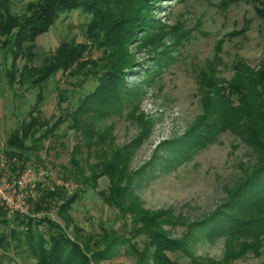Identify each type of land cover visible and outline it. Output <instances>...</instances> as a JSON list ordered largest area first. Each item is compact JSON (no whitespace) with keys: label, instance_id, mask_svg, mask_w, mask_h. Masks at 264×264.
Returning a JSON list of instances; mask_svg holds the SVG:
<instances>
[{"label":"rangeland","instance_id":"rangeland-1","mask_svg":"<svg viewBox=\"0 0 264 264\" xmlns=\"http://www.w3.org/2000/svg\"><path fill=\"white\" fill-rule=\"evenodd\" d=\"M35 1L11 0V8L21 14ZM154 14L164 23L163 30H155L159 33L155 39L144 40V32H139L131 43L136 60L125 82L126 88L134 90L109 105L93 104L99 111L90 114L92 124H84L86 134L72 128L69 120L53 126L63 112L72 113L98 86L97 78L87 75L85 63L81 71L76 67L59 70L47 79L40 110L31 115L39 89L30 87L29 82L10 86L5 73L7 68L19 73L26 63L30 69L42 67L63 41L92 42L86 32L91 15L81 9L64 13L48 32L38 37L37 56L19 58L16 66L0 48V175L7 171L14 179L25 167L53 171L60 181L38 184L27 200L28 212L18 214L34 222L51 219L59 224L71 239L81 243L93 264H143V252L155 231L166 232L186 246L183 251H166L169 260L165 263L163 258L159 264H195V258L207 264L208 260L264 264L262 238L255 250L244 244L252 238L237 241L234 237L231 258L224 262L227 235L214 226V220H208L220 207L229 213L237 212L234 205H227L229 193L256 166L258 152L231 130L221 131L213 142L189 153L184 152L186 143L182 139L203 113L206 72L230 80L235 61L243 59L254 66L264 63V23L249 0H161ZM177 37L182 38L181 44L175 45ZM164 42L165 47L172 45V58H153V48ZM102 54V50L94 48L88 56L101 63ZM35 118L40 125L31 133L45 138L39 142H34V136L26 140L30 150L24 152L22 161L14 158L18 165L12 169L6 154L7 139L22 121L28 123ZM44 123L55 127L50 135L44 134ZM98 134L105 135V139ZM99 140L102 143L98 144ZM124 145H130L131 152L117 187L127 184L126 191H111L107 176L87 185L79 184L66 171L73 168V157H77L85 175H91L92 166L103 164ZM57 186L79 194L63 207L61 201L49 207L37 205L42 191H53ZM133 201L151 214L159 213L154 222H135L134 210H121L122 205L130 207ZM1 207L8 218L16 214ZM165 210L173 218L166 220ZM8 229L0 218V233ZM38 229L46 239L54 231L49 222ZM13 245L9 250L0 245V264H37L26 246ZM100 252L103 255L96 256ZM146 257L144 264L157 262L151 255Z\"/></svg>","mask_w":264,"mask_h":264},{"label":"trees","instance_id":"trees-1","mask_svg":"<svg viewBox=\"0 0 264 264\" xmlns=\"http://www.w3.org/2000/svg\"><path fill=\"white\" fill-rule=\"evenodd\" d=\"M160 1L37 0L29 3L25 12L18 14L12 10L11 0H0V48L6 57H11L12 64L15 66L19 58L28 59L37 56L35 48L38 37L48 32L64 13L81 9L91 15L86 32L89 38L92 37V42L63 41L54 51L53 56H50L46 62L44 61L42 67L34 68L35 73H33V68L27 67L28 63L19 73L7 68L5 74L10 86L15 83L29 82L30 87L37 86L39 89L29 115L40 110L44 99L43 87L47 79L59 70L66 71L76 67L81 71L85 64L88 70L87 75L95 76L99 81L98 86L82 100L72 113L63 112L59 122L54 123L53 126H59L60 123L69 120L72 128L84 131L86 127L84 124H92L91 115L99 111L93 104L109 105L131 94L134 89L126 88L125 82V77L132 70L136 60L131 43L139 32H144V37H142L144 40L145 37L155 39L159 34L155 30L159 29V32L163 30L164 23H161V20L154 14V9ZM249 1L252 2L256 15L264 23V0ZM239 32H244V30L236 31L235 34ZM181 39L177 37L174 44H181ZM159 45L153 48L152 57L155 59L161 56H164V59L172 58L169 53L172 45L165 47V42ZM94 48L103 52L101 63L88 56ZM233 66L234 74L230 80H221L213 73L206 72L204 78H207L205 83L207 91H204L203 95V113L182 138L186 143L183 147L184 152L189 153L195 147L213 142L221 131L231 130L244 138L258 152L259 161L256 166L229 193L230 200L227 205H234L237 212L229 213L220 207L208 218V220H214L216 222L214 226L227 235L228 248L224 262H228L231 258L230 244L234 237L237 241L240 238L244 240L252 238L253 241L244 242V244L253 249L263 242L259 239H264V63L254 66L248 61L239 59L233 63ZM39 125L40 121L37 118L31 119L28 123L22 121L8 137L6 154L11 161L12 169H16L18 165L16 161H13L14 158L22 161L24 152L30 150L26 140L34 136V142H39L45 138L43 137L45 135L37 138L31 133ZM44 125L46 126L44 134L49 133L50 135L55 129L48 123ZM91 129L87 130L93 132ZM98 135L101 138L105 137L102 134ZM97 143H102V140ZM130 147V145H124L117 148L106 162L92 166L91 175H85L77 157H73V168L66 169V171L79 184L89 185L107 176L110 179L111 191H126L127 184L123 188L117 185L129 161ZM105 193L102 191L104 197H106ZM76 194H79V191L70 194L64 186H57L53 191H42L36 203L49 207L54 202L61 201L63 207L75 200ZM134 199H137V196H134ZM129 205L130 207L122 205L121 210L124 213L134 210L135 222L150 224L159 215V213L151 214L143 210L136 201ZM0 218L9 227L8 231L4 230L0 233V245L4 250H9L12 244L14 247L26 246L27 251L37 259V264H93L92 257L85 252L81 243L71 239L61 230V226L51 219H37L34 222L33 219L18 213L13 218H8L7 212L1 206ZM170 218H173V214L165 210V219L170 220ZM44 222H49L55 231H51L49 239H46L44 233L38 229V226ZM25 226L27 229L24 230ZM241 242L238 243L242 245ZM176 250H186V246L181 241L171 238L166 232L164 234L161 231H155L150 235L148 246L143 252L145 256L142 257L143 264L148 260L146 259L147 254L157 261L155 264H159L158 261H162L163 258L166 263L169 260L166 251ZM103 253L100 252L96 256H101ZM201 260L195 258L194 263H206ZM208 262L209 264H222L220 261L208 260Z\"/></svg>","mask_w":264,"mask_h":264},{"label":"built area","instance_id":"built-area-1","mask_svg":"<svg viewBox=\"0 0 264 264\" xmlns=\"http://www.w3.org/2000/svg\"><path fill=\"white\" fill-rule=\"evenodd\" d=\"M3 167V164H2ZM3 170L4 167H3ZM60 181L53 171L39 167H25L18 175L12 179L7 171L0 175V205L9 213L28 212L27 200L31 192L38 184H50ZM58 184V183H57Z\"/></svg>","mask_w":264,"mask_h":264}]
</instances>
